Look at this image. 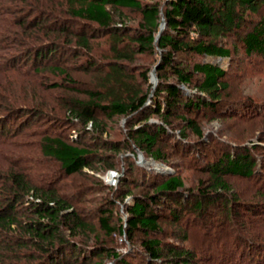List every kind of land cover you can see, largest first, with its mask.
Returning <instances> with one entry per match:
<instances>
[{
	"label": "trees",
	"instance_id": "obj_1",
	"mask_svg": "<svg viewBox=\"0 0 264 264\" xmlns=\"http://www.w3.org/2000/svg\"><path fill=\"white\" fill-rule=\"evenodd\" d=\"M10 2L23 5L8 9L10 14H17L6 26L13 27L10 25L16 21L20 29L14 30V39L6 36L3 40L31 50L36 59L55 53L77 57L80 53L76 52L92 49L96 31L108 32L109 54L106 64L98 59L84 60L82 66L87 71L98 72L85 96L65 95L59 100L67 115L56 116L57 120L62 121V127L71 125L76 138L46 132L37 141L44 158L16 164L8 159L1 167L0 264H205L201 251L194 246L162 239L160 209L168 206L173 216L188 208L202 214L220 201L225 202L222 211L227 223L236 219L232 239L220 249L224 258L236 253L240 260L236 264H244L247 259L252 264H264V233L250 232L247 236L237 227L243 218L237 213L240 201L232 197L233 185L227 181L230 176L251 178L261 182L263 189L264 152L257 154V149L264 151V147L237 141L236 145L222 142L220 149L213 148L218 139L208 135L196 119V115L210 113L241 122L264 119V105L259 101L244 94L233 95L228 82L230 69L206 60L215 56L234 61L241 46L248 57L255 56L260 58L257 63H264V0ZM128 9L138 12L140 19L134 31L123 34L125 26L116 21L121 17L118 13ZM163 20L166 26L158 37ZM146 55L151 57V65H156L155 89L152 66L138 69L134 64L139 56ZM38 69L67 76L64 82L68 85L76 82L65 65H40ZM63 85L54 82L51 86ZM12 102L0 98V110H9L0 115V135L26 138L28 120L19 123L14 132L7 130L9 122L25 115L22 109L13 108ZM180 110L184 111L179 116L182 123L176 128L173 119ZM153 116L162 123L150 122ZM115 117H123L131 126L126 140L104 138L109 121ZM163 139L175 140L171 142L177 149L173 153L182 155L180 161L166 160L167 153L160 145ZM101 145L105 154L99 151ZM136 149L176 171L162 175L146 170L126 154L136 153ZM111 155L109 168L117 169L118 160L125 156L130 171L140 169L147 174L151 190L135 194L133 186L137 184L130 181L129 170L116 187L100 177V186L113 198L103 197L89 206V188L78 186L71 191L65 179L83 174L85 168L99 170L97 166L106 164ZM45 159H52L57 170H49ZM184 172L202 173L197 189L185 184ZM145 180L143 176L142 182ZM256 195L263 201L244 204L241 211L264 216V189ZM129 196L132 201L125 203ZM117 201L124 204L125 216L116 214ZM177 218L182 222L181 216ZM119 235L127 237L132 251L118 250ZM212 256L208 258L207 254L205 261H211Z\"/></svg>",
	"mask_w": 264,
	"mask_h": 264
},
{
	"label": "rangeland",
	"instance_id": "obj_2",
	"mask_svg": "<svg viewBox=\"0 0 264 264\" xmlns=\"http://www.w3.org/2000/svg\"><path fill=\"white\" fill-rule=\"evenodd\" d=\"M23 3H11L10 0H0V98L11 99L13 108H20L24 111V116L16 118L14 121L8 123L7 130L12 132L16 131L19 127V123L23 121H30V125L24 129L26 132V138L20 137H9L4 133L0 135V172L1 167L6 165L8 159H10L13 164H16L18 161H29V160H38L42 157L39 153V145L37 146L38 139H41L42 134L51 133L56 135L60 133L64 136L69 137V139L76 138L74 133L75 129L71 125H66L62 127V121L57 120V117H65L67 115L66 110L60 106L59 100L65 95L75 96H85L87 89H91L94 86V78L97 77V74L93 71H87V69L82 66L85 63L84 60L98 59L100 64H106L108 59V33L102 31H96L97 33L93 34L94 38L91 45V50H81L77 57L71 55L70 53L61 55L60 53H55L54 55L47 56L46 59L40 58L36 59L33 53L28 51L24 47H16V43L11 41L5 42L3 39L7 37L14 39L16 36L14 30H19L20 27L15 24H11L8 27L10 19L13 18V15H16L17 12L13 14L9 13V8L12 7L18 8L21 7ZM121 16V17H119ZM119 17V18H118ZM118 19L116 21L117 25L125 26V31L123 34H129L131 31H134L139 24L140 14L136 11L123 10L118 13ZM33 19V18H32ZM31 19V20H32ZM10 24V23H9ZM32 42V40H31ZM236 56L234 61L231 58H221V57H207L206 60L210 62H215L220 64L225 69H230L229 74V85H231V91L233 95L244 94L248 97L256 99L262 105H264V63H257L260 58L257 57H248L245 52H243L241 46L238 49V52H235ZM151 57L149 55L139 56L138 61H136L135 67L138 69L141 67L152 66V69L156 71L155 66L151 65ZM82 62V63H81ZM257 63V64H256ZM47 64H59L66 66L71 78L76 82L73 85H68L64 82L67 76L60 75L55 72L39 70L40 65L46 66ZM153 70L150 73L153 78ZM141 71V69H140ZM157 73V72H156ZM139 75V74H138ZM151 78V80H152ZM70 81V80H69ZM54 82L64 83L62 88H54L51 85ZM153 83V82H152ZM73 86V87H72ZM156 87V86H155ZM153 87V89H155ZM154 92V90L152 91ZM262 105H260L262 107ZM9 111V110H8ZM7 110H0V115L8 113ZM6 112V113H5ZM184 111H178L177 117H175L174 123L176 128H180L182 123L179 120V116L183 114ZM207 115V114H206ZM206 115H196L198 119L207 130V134H211L213 137L218 139V143L212 145L211 147H219L220 143H227L230 145H236L238 141L241 144H246L253 147H264V119L257 120L255 122H241L236 121L234 118H223L215 114ZM57 116V117H56ZM102 117V115H100ZM56 117V118H55ZM63 119V118H62ZM150 122L162 123L156 117H152ZM56 127V128H54ZM109 132L104 135L109 141L118 139L126 140L127 131L130 129L127 121L123 117H115V119L109 121L108 123ZM92 128V125H89V129ZM172 132V131H169ZM71 137V138H70ZM90 140L93 139H88ZM195 140V139H194ZM175 140L166 141L163 139L160 141L161 147L164 148V151L167 153V161L176 162L182 159V155H176L173 152L177 150L172 143ZM129 144H131L129 142ZM134 146V145H133ZM100 152L105 154V149L101 145ZM221 151V150H220ZM264 152L261 148L257 149V154ZM127 156H133L136 159V163L145 168L148 171L158 172L159 174L166 175L171 174L176 171L173 166L155 160L152 156L147 157L141 150L136 149V153H126ZM256 154V155H257ZM109 155V153H106ZM121 156V155H120ZM112 155L106 159V164H100L97 166L99 170H91L85 168L83 174H76L65 179V183L70 185L68 189L74 191L78 186H85L89 188L87 198L91 199L87 205L95 206L94 204L101 200V198H113V194L109 190L102 188L97 181L100 177L109 185L116 187L118 180L121 176L126 175L130 171L129 169V160L122 156L118 160V168L111 169L109 166L113 163ZM210 159V158H209ZM46 160V159H45ZM36 162V161H34ZM49 170L56 171L58 165L52 160H46ZM37 167V166H35ZM40 168V167H39ZM129 170V171H128ZM119 172V175L115 177L116 184L111 183L114 178L112 177L113 173ZM144 171L140 169H134L127 174L130 178V181L134 180L137 185L133 186V191L135 194H144L146 191L151 190V185L149 183V177L147 174H143ZM34 173H36L34 171ZM184 177L186 185L191 188L198 187L197 182L202 176V173L198 175H191V172H184ZM143 176L146 178L143 183ZM206 178V174L204 175ZM227 181L233 185L232 197L235 200H238L240 211L243 218L238 220V226L242 229V232L245 235L251 233H264V216L254 215L253 211L246 212L241 211V208H244V204H253V202H262L263 200L259 199L256 195L258 192H262V183L257 182L251 178L245 179L237 176L227 177ZM66 188V187H65ZM91 188V189H90ZM67 189V190H68ZM197 189V188H196ZM235 193V194H234ZM236 195L238 197H236ZM230 198V197H229ZM132 197L129 196L125 199V203H130ZM85 203V202H84ZM224 201H220L216 205H211L206 208V211L201 214V212L195 211L191 208L183 210V213L177 212L173 216L169 212V207L165 206L160 209L162 213V226L164 232L162 234V239L165 242H176L180 245L197 248L201 251L200 256L204 260L205 264H236L239 260V254H234V257L224 258V255L221 253V248H224L227 242L231 240L234 230H236V219H233L232 224L227 223V217L224 216L222 208L224 207ZM85 205V204H84ZM208 209V210H207ZM116 214L125 216V206L124 204L117 201ZM182 218V222H177V217ZM194 219V220H193ZM224 224H222V221ZM251 220V221H250ZM226 228V229H225ZM118 247L121 252L128 253L132 251V246L126 236H118ZM212 254L213 259L211 261H205V256ZM222 254V255H221ZM211 257V258H212ZM251 260L247 259L244 264H252ZM243 263V262H242ZM108 264V263H107Z\"/></svg>",
	"mask_w": 264,
	"mask_h": 264
},
{
	"label": "water",
	"instance_id": "obj_3",
	"mask_svg": "<svg viewBox=\"0 0 264 264\" xmlns=\"http://www.w3.org/2000/svg\"><path fill=\"white\" fill-rule=\"evenodd\" d=\"M163 23L161 24V31L160 33L158 34V37L159 35L161 34V32L163 31V29L165 28L166 26V21H162ZM152 82H153V87H155L157 85V82H158V76H157V73L155 70H153V78H152ZM110 264H113V262H110Z\"/></svg>",
	"mask_w": 264,
	"mask_h": 264
},
{
	"label": "built area",
	"instance_id": "obj_4",
	"mask_svg": "<svg viewBox=\"0 0 264 264\" xmlns=\"http://www.w3.org/2000/svg\"><path fill=\"white\" fill-rule=\"evenodd\" d=\"M117 175H119V172H116V173H113V174H112V177L114 178V180H112L111 183H113V185L116 184V179H115V177H116Z\"/></svg>",
	"mask_w": 264,
	"mask_h": 264
}]
</instances>
